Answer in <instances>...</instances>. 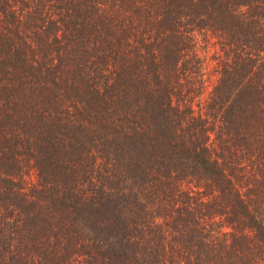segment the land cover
Returning a JSON list of instances; mask_svg holds the SVG:
<instances>
[{"label":"trees","instance_id":"16d2710c","mask_svg":"<svg viewBox=\"0 0 264 264\" xmlns=\"http://www.w3.org/2000/svg\"><path fill=\"white\" fill-rule=\"evenodd\" d=\"M0 264H264V0H0Z\"/></svg>","mask_w":264,"mask_h":264}]
</instances>
